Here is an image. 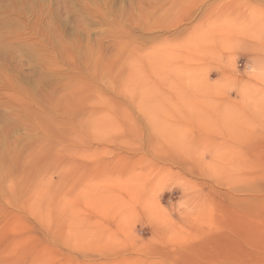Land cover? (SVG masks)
Masks as SVG:
<instances>
[{
	"label": "rangeland",
	"instance_id": "obj_1",
	"mask_svg": "<svg viewBox=\"0 0 264 264\" xmlns=\"http://www.w3.org/2000/svg\"><path fill=\"white\" fill-rule=\"evenodd\" d=\"M0 264H264V0H0Z\"/></svg>",
	"mask_w": 264,
	"mask_h": 264
},
{
	"label": "bare ground",
	"instance_id": "obj_2",
	"mask_svg": "<svg viewBox=\"0 0 264 264\" xmlns=\"http://www.w3.org/2000/svg\"><path fill=\"white\" fill-rule=\"evenodd\" d=\"M59 29V28H58ZM60 30V29H59Z\"/></svg>",
	"mask_w": 264,
	"mask_h": 264
}]
</instances>
